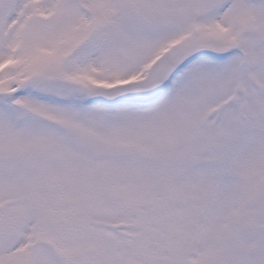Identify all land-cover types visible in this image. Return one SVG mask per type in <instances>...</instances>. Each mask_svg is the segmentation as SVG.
I'll use <instances>...</instances> for the list:
<instances>
[{
    "label": "snow or ice",
    "instance_id": "obj_1",
    "mask_svg": "<svg viewBox=\"0 0 264 264\" xmlns=\"http://www.w3.org/2000/svg\"><path fill=\"white\" fill-rule=\"evenodd\" d=\"M0 264H264V0H0Z\"/></svg>",
    "mask_w": 264,
    "mask_h": 264
}]
</instances>
